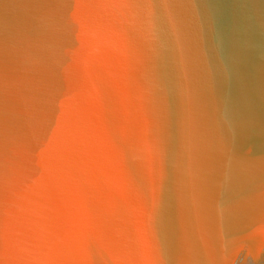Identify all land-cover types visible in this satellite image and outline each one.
Instances as JSON below:
<instances>
[{
	"label": "water",
	"instance_id": "1",
	"mask_svg": "<svg viewBox=\"0 0 264 264\" xmlns=\"http://www.w3.org/2000/svg\"><path fill=\"white\" fill-rule=\"evenodd\" d=\"M0 264H264V0H0Z\"/></svg>",
	"mask_w": 264,
	"mask_h": 264
}]
</instances>
